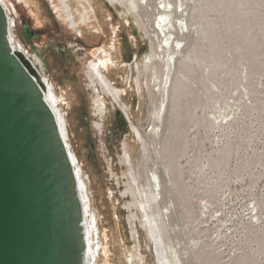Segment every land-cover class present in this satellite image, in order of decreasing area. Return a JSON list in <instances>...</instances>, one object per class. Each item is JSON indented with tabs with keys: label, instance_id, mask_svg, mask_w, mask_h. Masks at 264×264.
I'll use <instances>...</instances> for the list:
<instances>
[{
	"label": "rangeland",
	"instance_id": "obj_1",
	"mask_svg": "<svg viewBox=\"0 0 264 264\" xmlns=\"http://www.w3.org/2000/svg\"><path fill=\"white\" fill-rule=\"evenodd\" d=\"M160 1L150 0L152 20ZM6 2L16 11L13 42L53 84L86 179L103 245L93 263L158 264L137 190L148 193L155 173L159 208L170 210V259L177 251L181 264H264V0H176L190 26L167 99L162 65H151L163 36L143 28L127 2ZM104 58L118 102L89 77Z\"/></svg>",
	"mask_w": 264,
	"mask_h": 264
},
{
	"label": "water",
	"instance_id": "obj_2",
	"mask_svg": "<svg viewBox=\"0 0 264 264\" xmlns=\"http://www.w3.org/2000/svg\"><path fill=\"white\" fill-rule=\"evenodd\" d=\"M0 2V264H85V186Z\"/></svg>",
	"mask_w": 264,
	"mask_h": 264
},
{
	"label": "bare ground",
	"instance_id": "obj_3",
	"mask_svg": "<svg viewBox=\"0 0 264 264\" xmlns=\"http://www.w3.org/2000/svg\"><path fill=\"white\" fill-rule=\"evenodd\" d=\"M108 1L111 2L112 4H114L115 2L116 3L117 2L119 3L127 2L132 9V13L134 12V14L139 18V22L143 26V28L146 26L152 25L153 29L157 33V36L158 37H160V35L163 36L164 43L163 44L160 43V46H158L157 51H155L154 53L152 52V54H154V59L151 62V65L152 67L155 66L154 64L160 63L162 65V72H163V77L161 79L162 89H163V95L167 99L168 94H169L168 87L170 84L171 75L173 71L175 70L177 58H179V55L182 51L181 40L179 38L181 36V33L183 34L184 32L183 28L185 27V29L188 30L190 26L186 18H183V17L180 18L177 16L178 8L176 6V3H177L176 0H161L159 2L161 6H157V9H161V11H158L156 13L154 20H152L150 16L151 10L150 11L148 10V6L150 5V0H108ZM0 2L3 5L4 10L6 12L8 25H9V31H10L14 24L12 13L13 11L16 13L15 7L13 3H11L12 7H10V5L6 2V0H0ZM67 10L68 9H66V11ZM66 15H67L66 19L70 22V24L76 27L77 24L75 22L74 16L68 11ZM85 18L86 17L83 15L82 16L83 22H85ZM156 20H157V24L155 23ZM15 44H16L15 49L17 50L16 47H18V49L21 50L20 49L21 45L19 46L16 42ZM23 55L24 57H26L27 59L31 61L32 65H34L40 71V73L42 72L33 58H31L29 55H27L24 52H23ZM108 61H109L108 58L101 59L99 60V62L92 61L91 66H90L91 68H90L89 77H90L92 84H96L98 82L101 85L102 89L110 93L113 96V99L118 102L120 101V97L122 94L121 91H118V89L113 84L110 83L107 76L103 73V69H107ZM155 67L154 69H156ZM155 74L156 73H154V75ZM41 75L45 83L44 94H45L46 100L52 106L53 110L56 112L58 121H59V129L67 140L66 123H65L64 116L62 112L60 111V108L57 106L58 98L55 93L54 86L46 78L47 76L45 77L42 73ZM96 102L98 103L100 102V100L97 99ZM96 105H97L96 107L98 111L101 113L103 111V108L101 107V105H98V104ZM124 111L126 115L128 116L129 121L131 122L128 110L125 108ZM165 112H166V105L161 104L160 111L157 113V117L162 119L165 115ZM131 125L134 131L136 132V134L141 139L139 131L136 129L135 126H133L132 122H131ZM141 142L144 145V142L142 141V139H141ZM71 153L73 155V159L76 165L78 179L80 183L84 184L85 186L84 193L86 195V213L84 214V226H85L86 234L88 236V242H87L86 251H85V257H86L85 264H94L93 259L94 260L95 258L97 259L98 251H99L98 246H101L102 242L100 240L98 227L96 225V214L92 211L91 200L89 196L86 179L83 175L81 166L79 165L77 159L75 158L76 156L74 155L73 151ZM125 158L128 161L130 159L129 155L126 156ZM152 176H153L152 180L151 178L146 177L145 185L147 187L146 190L148 191V193L145 192V189H142L143 187L141 188V185H140V188L142 190L141 191L140 189H137V190H139L138 192H139L140 197L142 196V194L146 193L145 199L144 200L141 199L139 202V205L143 210L142 212L145 218L144 220H146V222L148 223L147 230L149 232V236L152 242L155 243L156 245L155 248H156V255H157V263L158 264H169V260H172L173 264H181V258L177 251H173L174 253L171 259L166 252V247H165L166 242L164 243V237H163L164 231L163 230L166 226V223L169 221L170 210L168 207L166 209L160 210L159 207L162 201L163 187L161 185L160 178L155 173H153ZM130 177L134 185L138 187V184L136 182L137 178H135L133 174H130ZM152 207H155V211L158 214V218L154 216Z\"/></svg>",
	"mask_w": 264,
	"mask_h": 264
}]
</instances>
